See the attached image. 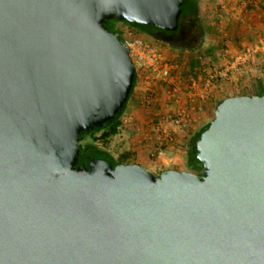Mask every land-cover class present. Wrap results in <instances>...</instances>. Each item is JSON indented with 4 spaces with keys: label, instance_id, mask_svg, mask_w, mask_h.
Instances as JSON below:
<instances>
[{
    "label": "water",
    "instance_id": "water-1",
    "mask_svg": "<svg viewBox=\"0 0 264 264\" xmlns=\"http://www.w3.org/2000/svg\"><path fill=\"white\" fill-rule=\"evenodd\" d=\"M183 0H0V264H264V94L223 99L199 173L93 160L135 80L105 22L176 30Z\"/></svg>",
    "mask_w": 264,
    "mask_h": 264
},
{
    "label": "rangeland",
    "instance_id": "rangeland-1",
    "mask_svg": "<svg viewBox=\"0 0 264 264\" xmlns=\"http://www.w3.org/2000/svg\"><path fill=\"white\" fill-rule=\"evenodd\" d=\"M219 1V2H218ZM203 0L200 5L202 7L203 12V19H204V25L207 27L208 30H206V34L204 36V40L202 43V46L199 51L194 53V56H196L200 61V66L198 67L199 70H196V72H193L190 70L189 65V57H191L190 53L184 52L179 53L175 51L174 49L170 48L169 46H166L160 42H158V45L162 48L166 56H177L176 64H178L179 70L175 69L173 74L179 75L183 81H187L188 76L195 75V77L201 79L200 81V89H204L203 81L205 80V76L208 72H215V73H223L221 79H219L216 82H213L214 85L207 86V93L209 91H214L213 97L215 99H225L230 96L235 95H242L241 93H253L256 91V89L253 88V82L255 80H262L264 81V51H257L254 53L253 57L250 59L249 63L246 64V67L243 68L242 66L237 65L236 69H232L231 71L227 72L226 68L227 66L235 61L238 54L243 51L248 46H254L261 44V42H264V17L261 16V22L260 23H253L251 22L250 18L259 16L258 14H254L251 12V15H249L251 10V6L248 4L246 8H244V4L241 5L238 8V10L241 12V15L238 14V18H233V14L230 13L229 9L230 7L227 4V0ZM247 0H240V3H243ZM223 2V4H222ZM224 5V7H222ZM248 9V10H247ZM218 15V17H217ZM208 17L214 21L215 17L216 23H214L211 27H214L212 33L214 35H210L209 28L206 25V19ZM259 18V17H258ZM221 20V21H219ZM259 21V20H258ZM262 24V25H261ZM205 27V28H206ZM228 27L231 28V31L233 33H237L240 30L246 31L248 33L247 35H244V38L237 39L233 38L230 39L233 45L230 46L228 43L229 38L228 37H222L221 35L224 33L225 29ZM254 32H251L252 28H255ZM114 28L118 29V26L116 22L114 23ZM218 28V29H217ZM216 29V30H215ZM209 31V32H208ZM222 31V32H221ZM216 32V33H215ZM241 42V43H240ZM225 49H228L227 52H224ZM212 52H214L215 57L212 61H210V56L212 55ZM212 67H211V66ZM213 68V69H212ZM205 69V71H203ZM227 72V76H225V73ZM225 76V77H224ZM185 83H181V85H184ZM159 93V97L161 99L166 96L167 91L166 88L163 86L156 87ZM206 93V92H205ZM208 98V96H207ZM156 104L160 106H163V110L160 111V109H154V107L146 108L143 105L142 102V93L135 89L132 97L125 109V112L123 114V118L129 117V125H132L135 130L132 132L131 130H128L127 128H121L120 132L115 135L112 140L109 142V144L106 146V148L110 151V153L117 159H120L122 155L129 152L128 147H130L132 144H135L138 139L137 137H141V134L139 133L137 129V126L140 127V125L143 123V120L145 121L144 125L147 126L146 128L149 129V132L147 133V139L148 144L150 148L148 150H145L144 153L147 154L148 158L155 162L158 165H162L161 167H171L173 166L171 161L174 157H176V161L179 165L178 167L186 168L185 170H189V167L187 166L186 161V155L183 152H178L176 149L171 148V145L166 147V156L163 158H158L155 156H151V152H155V146L152 145V143L155 141L156 137L161 138V134H156L155 131H151L152 124L156 121L155 119H158L157 112H164L170 108L169 105H167L165 100H162L160 102H157ZM206 104V103H205ZM203 104V108L200 111H195L191 115V121L190 125L186 128V130L181 131L176 134V137L179 138L178 142H183L187 138V131L190 129V131L198 130L200 127L205 125L207 122L211 121L214 118V111L215 109L212 108L210 111L207 112L204 109H206V105ZM216 108V107H215ZM149 112V115H152V118L147 117V112ZM146 113V114H145ZM146 115V118L144 117ZM155 117V119H154ZM139 123V124H138ZM128 125V123H126ZM106 130H103L105 132ZM90 138H87L89 140ZM175 141V139H174ZM187 142V140H186ZM184 141V143H186ZM99 145H101V142H97ZM173 143V142H172ZM136 145V144H135ZM138 145H136L137 147ZM176 151L179 155H176L174 152ZM172 152V153H170ZM174 152V153H173ZM127 162H131L133 159L132 157H128ZM180 161V162H179ZM177 166V165H176ZM176 167L177 169H180ZM183 170V169H182ZM157 171V169H156ZM158 174V173H157Z\"/></svg>",
    "mask_w": 264,
    "mask_h": 264
},
{
    "label": "built area",
    "instance_id": "built-area-1",
    "mask_svg": "<svg viewBox=\"0 0 264 264\" xmlns=\"http://www.w3.org/2000/svg\"><path fill=\"white\" fill-rule=\"evenodd\" d=\"M117 26L118 29L121 28L120 32L126 37L124 41L128 47L129 56L134 66L135 89H138L142 93L143 105L148 110L162 100H165L167 105H171H169L170 108L168 110L157 112L159 120L155 121L151 126V131L162 135L161 138L156 137L152 143L156 150L155 152H151V156L163 158L166 156V147L174 142L176 134L186 130L191 124L190 118L192 113L197 110L200 111L203 108V104L207 101V86L214 85L213 82H216L218 77L219 79L223 78V73L208 72L203 81L204 87H206L205 90L200 89L201 79L195 77V75L188 76L185 83L179 75L173 74L174 70L178 68V64L168 61L166 54L158 45V42H154L147 37L137 36L126 25L124 27ZM227 51L228 49L224 50V52ZM257 51H264V42L248 46L241 51L235 61L227 66V72L234 68L236 69L237 65L245 68L246 64L249 63ZM227 72L225 76H227ZM182 82L185 84L181 85ZM160 85L166 88L167 91L163 99L159 97L158 90L156 89ZM149 114L147 112V117L152 118V115ZM123 122L129 124V117L123 119ZM146 127H144V130L141 127H137L136 129L141 131L140 141L144 145H148L147 133L149 129ZM149 146L151 145L149 144Z\"/></svg>",
    "mask_w": 264,
    "mask_h": 264
},
{
    "label": "trees",
    "instance_id": "trees-1",
    "mask_svg": "<svg viewBox=\"0 0 264 264\" xmlns=\"http://www.w3.org/2000/svg\"><path fill=\"white\" fill-rule=\"evenodd\" d=\"M202 13V9L200 8V0H183V3L181 5V13L179 16V23L176 30H165L150 24H140L135 22L120 21L116 19L107 20L105 22V26L108 31L112 33H118L119 37L123 41L126 40V37L120 32L121 28H114L115 22L120 27H124L126 25L127 27L132 29L137 36L143 38L147 37L154 42H160L179 53L187 52L193 54L191 55V57H189L190 59L188 63L190 65V70L196 72V70H199L198 67L200 66V61L196 56H194V53L200 50L204 40V36L206 34V30L202 22ZM240 32H243V34L246 33V31L244 32L241 30L239 31V33ZM244 35L242 38H244ZM177 56H167V59L169 62L174 64L177 61ZM214 57V52H212V55L209 58L210 61H212ZM135 86L136 78L132 84V89L127 101L125 102L121 111L118 112L113 119L105 122L100 127H95L90 132L81 133L78 143L80 147L78 164H84L88 166V164L93 160H104L108 162L112 167H115L118 164H138L135 158L134 151H129L128 153L122 155L120 159H117L106 148L112 138L120 132L121 128H127L132 132H134L133 130H135L132 125H126L122 119L125 109L134 92ZM253 88L256 89L255 92H244L241 94H264V81L255 80L253 82ZM213 93V90L207 93L208 98L205 104L207 112L210 111V109L212 110V108L215 109V107H217L218 104L224 99H215V97H213ZM158 108L160 109V111L163 110V106L159 107L157 104H154V109ZM155 120L158 121L159 119ZM209 124L210 121L195 131H190L189 129L187 131L188 136L184 140L185 142L187 140L186 143H184V141L178 142L179 138L175 137V141L171 144V148H174L177 151L179 150L178 152H183L186 155L187 166L189 167L190 171H193L195 173H199L202 169V164L197 157V141L201 137L202 133L209 127ZM103 130L106 131L102 133ZM87 138L90 139L87 140ZM97 142H101V145H99ZM128 157H132L133 160L131 162H127L126 159Z\"/></svg>",
    "mask_w": 264,
    "mask_h": 264
},
{
    "label": "crops",
    "instance_id": "crops-1",
    "mask_svg": "<svg viewBox=\"0 0 264 264\" xmlns=\"http://www.w3.org/2000/svg\"><path fill=\"white\" fill-rule=\"evenodd\" d=\"M203 0H200V3L202 2ZM218 1V0H217ZM219 2V1H218ZM223 4V3H222ZM227 4H228V6L230 7L229 9H227V10H229L230 11V13H232L233 14V18H234V16H235V18H238L237 16H238V14H240L241 15V12L238 10V8L240 7V4L241 5H243L244 6V8H246L247 6H248V4L251 6V4H252V9L251 10H249L250 12H247V13H249V15H251V12L252 13H254V14H258L259 16H256V17H253V18H250L251 19V22H253V23H260L261 22V16L262 17H264V0H247V1H244L243 3H240V0H227ZM222 7H224V5H222ZM238 7V8H237ZM200 8L202 9V7H201V5H200ZM248 10V9H247ZM202 17H203V13H202ZM217 17H218V15H217ZM251 17H252V15H251ZM259 17V18H258ZM205 18V17H204ZM206 19V18H205ZM216 20H218V19H216V17H215V19H214V21H212L209 17L206 19V25L209 27L210 26V28H209V33H210V35L212 36V35H214L213 33H212V31L214 30L213 28L214 27H211L214 23H216ZM259 20V21H258ZM204 21V19L202 18V22ZM219 21H221V20H219ZM205 23L203 22V25H204ZM262 25V24H261ZM204 27H206L205 25H204ZM218 29V28H217ZM255 29H256V27L255 28H252V29H249V30H251V32H254L255 31ZM205 30H208L207 29V27L205 28ZM216 30V29H215ZM231 30V28L230 27H228V29L226 28L225 29V31H224V33L221 35L222 37H228L229 38V40H228V43L230 44V46L231 45H233V43L232 42H229V41H231L230 39H233L234 37L235 38H237V39H241L242 37H243V35L244 34H248V33H244L243 34V32H237V33H233V31H230ZM254 30V31H253ZM207 32V31H206ZM222 32V31H221ZM216 33V32H215ZM241 43V42H240ZM207 109V108H206ZM206 109H204L205 111H206ZM146 114V113H145ZM144 117H146V115H144ZM144 123H145V121L143 120V123L140 125V127H141V129L142 130H144L145 128V125H144ZM139 124V123H138ZM137 127H139V126H137ZM139 133L141 134V131H139ZM136 139H138L137 141H136V145H138L137 147H136V145L135 144H132L130 147H128V149H129V151H134L135 152V158H136V160H137V162H138V164H140V165H143V166H145V167H147L148 169H150L151 171H153L154 173H160L161 171H163V170H165V169H170V168H172V169H176V170H185L186 168H183V167H178L179 165H181V164H178V162L176 161V157H174L172 160L173 161H171L172 163V165L173 166H171V167H161L162 165H158V164H156L155 162H153V161H151L149 158H148V156H147V154L146 153H144L145 152V150H148V148H149V144L148 145H144V144H142V142L140 141V139L141 138H139V137H137ZM179 151V150H178ZM175 153H176V155H179L176 151H174ZM173 152V153H174ZM170 153H172V152H170ZM180 162V161H179ZM177 165V166H176ZM176 167H178V168H180V169H177ZM156 169H157V171H156Z\"/></svg>",
    "mask_w": 264,
    "mask_h": 264
}]
</instances>
